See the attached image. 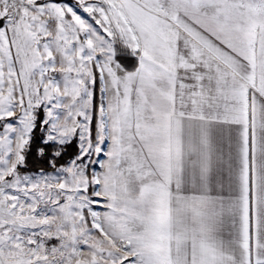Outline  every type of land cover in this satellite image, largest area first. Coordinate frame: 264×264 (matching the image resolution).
<instances>
[{"label": "snow or ice", "instance_id": "6c2138e0", "mask_svg": "<svg viewBox=\"0 0 264 264\" xmlns=\"http://www.w3.org/2000/svg\"><path fill=\"white\" fill-rule=\"evenodd\" d=\"M0 264H264V0H0Z\"/></svg>", "mask_w": 264, "mask_h": 264}]
</instances>
